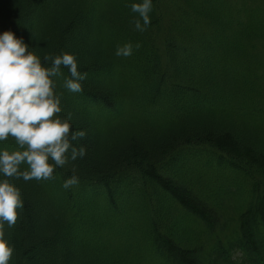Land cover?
Here are the masks:
<instances>
[{
  "label": "trees",
  "instance_id": "16d2710c",
  "mask_svg": "<svg viewBox=\"0 0 264 264\" xmlns=\"http://www.w3.org/2000/svg\"><path fill=\"white\" fill-rule=\"evenodd\" d=\"M131 2L0 0V31L88 73L57 81L87 154L15 181L10 264H264V0H153L144 32Z\"/></svg>",
  "mask_w": 264,
  "mask_h": 264
},
{
  "label": "clouds",
  "instance_id": "9594fccd",
  "mask_svg": "<svg viewBox=\"0 0 264 264\" xmlns=\"http://www.w3.org/2000/svg\"><path fill=\"white\" fill-rule=\"evenodd\" d=\"M130 8L137 14L132 21L135 30L146 31L153 0H132ZM36 47L10 29L0 31V142L11 137L16 144L13 150L0 148V264H10L14 252L5 226H13L18 209L24 207L15 181L50 180L56 167L87 154L86 145L78 142L88 131L73 128L71 113L61 115L62 94L57 92V81L61 80L69 92L80 93L88 73L79 69L75 53L41 56ZM139 47L140 42L127 41L117 45L115 55L129 57ZM78 183L73 169L62 186L68 189Z\"/></svg>",
  "mask_w": 264,
  "mask_h": 264
}]
</instances>
